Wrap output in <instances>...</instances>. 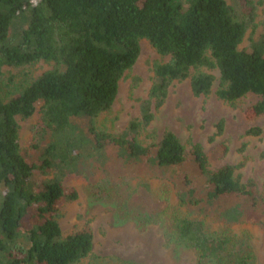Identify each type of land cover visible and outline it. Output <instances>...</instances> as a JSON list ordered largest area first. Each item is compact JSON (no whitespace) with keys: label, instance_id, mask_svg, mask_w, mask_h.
I'll return each instance as SVG.
<instances>
[{"label":"trees","instance_id":"trees-1","mask_svg":"<svg viewBox=\"0 0 264 264\" xmlns=\"http://www.w3.org/2000/svg\"><path fill=\"white\" fill-rule=\"evenodd\" d=\"M261 3L240 0L236 10L227 0H0V75L5 65L24 67L41 59L56 65L8 99L0 84V264H139L94 252L89 224L63 234L61 206L79 194L62 179L83 169L90 202L111 203L119 222L133 219L140 232L157 225L176 254L191 247L197 264H254L251 234L234 232L231 225L264 224V196L253 179L243 182L235 175L241 164L213 170L200 144L186 152L166 130L159 142L144 145L138 133L154 118L152 100L158 109L172 81L201 67L218 70L220 99L235 105L253 93L259 99L246 115L264 114V32L250 47H240ZM143 38L170 59L154 64L141 118L120 134L97 129L94 119L111 109ZM215 79L209 71L193 74V93L208 95ZM37 102V139L26 153L16 116H32ZM79 117L90 123L77 125ZM227 149L218 146L216 157ZM94 169L106 176L94 180ZM152 173L171 185L156 191L146 178Z\"/></svg>","mask_w":264,"mask_h":264},{"label":"rangeland","instance_id":"rangeland-1","mask_svg":"<svg viewBox=\"0 0 264 264\" xmlns=\"http://www.w3.org/2000/svg\"><path fill=\"white\" fill-rule=\"evenodd\" d=\"M227 2L236 10H241L240 0ZM258 12L255 26L248 28L241 48L250 47L264 32V3L259 4ZM140 46L137 61L125 71L120 80L119 91L111 109L94 119L93 124L97 129L120 134L128 129L131 120L141 118L142 105L149 100V91L154 82V64L168 61L170 56H162L146 38L141 39ZM55 66L53 61L43 59L24 67L3 66L0 75L3 96L8 99L11 93ZM199 71H209L216 76L212 92L208 95H195L192 91L191 76ZM219 76L218 70L201 67L191 69V74L186 79L172 81L166 99L158 109L152 100L154 118L147 127L140 129L138 139L144 145H149L159 142L164 131H173L185 145L186 152H190L193 145L200 144L213 170L226 163L241 164L236 168L235 175L243 182L253 179L258 191L264 196V114L257 118L246 115L247 108L259 97L248 93L239 98L235 105L220 99L216 95ZM40 104L41 102H37L36 111L30 117L16 116L21 149L26 153L31 152L37 139L33 125L40 121ZM74 121L83 127L90 123L84 117ZM220 122L223 124L221 133L218 132ZM253 127L260 128L261 132L248 133ZM220 145H226L228 149L223 156L216 157V150ZM83 170L86 172V169ZM91 171L94 173V180L106 176L95 169ZM85 172H69L62 179L65 186L76 189L79 194L77 199L61 206L59 223L64 235L89 224L94 234L93 250L97 254L115 256L120 260L139 264H197L196 253L191 247L180 248L177 254L172 248L166 247L157 225H150L146 231L140 232L133 219L119 222L115 206L111 203L90 202L86 193L89 179ZM51 176L52 174H40L39 178ZM151 176L146 178L153 182L154 189L158 192L171 185L166 178L160 179L154 173ZM137 181H141V177ZM167 193L171 206L175 207L178 201L176 189ZM231 228L234 232L246 230L251 234V243L256 253L254 264H264V224L246 222L231 225Z\"/></svg>","mask_w":264,"mask_h":264}]
</instances>
